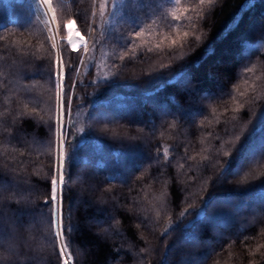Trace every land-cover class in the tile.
<instances>
[{
  "label": "trees",
  "instance_id": "trees-1",
  "mask_svg": "<svg viewBox=\"0 0 264 264\" xmlns=\"http://www.w3.org/2000/svg\"><path fill=\"white\" fill-rule=\"evenodd\" d=\"M53 3L59 52L69 65L66 90L74 85L66 150L78 159L71 162L72 190L64 204L67 210L71 200L76 224L66 241L72 264H264V248L256 253L264 244V0L202 6L181 0L197 11L179 23L165 19L169 0H120L105 26L107 37L89 27L93 20L101 23L91 16L92 0ZM137 18L151 33V44L169 31H189L193 38L171 53L138 47L121 61L132 31L125 20ZM69 20L90 45L99 41L93 52L67 44ZM0 28V36L15 33L0 49L17 40L33 46L8 47L0 58V116L15 109L21 128L20 144L0 139V163L5 157L23 161L20 170L42 203L56 159L49 124L57 116V99L49 61L25 63L28 57L16 54H57L32 0H0ZM189 77L197 85L191 98L182 91ZM158 107L181 116L159 118ZM164 148L170 149L167 158ZM139 176L144 179L137 181ZM94 196L99 203H92ZM194 239L200 243L193 245ZM50 240L46 218L42 232L29 228L26 241L19 235L0 238V264H9L20 243L34 245L45 257L42 264H62Z\"/></svg>",
  "mask_w": 264,
  "mask_h": 264
},
{
  "label": "snow or ice",
  "instance_id": "snow-or-ice-1",
  "mask_svg": "<svg viewBox=\"0 0 264 264\" xmlns=\"http://www.w3.org/2000/svg\"><path fill=\"white\" fill-rule=\"evenodd\" d=\"M38 10H42L44 17H47L43 21L45 27L49 32H55L56 29L51 26V23L57 19L56 8L54 6L53 0H36ZM93 11L91 16L93 18H99L101 23L98 25L93 22L89 25L93 33H99L101 36H108L109 21L113 13L114 7L120 3V0H92ZM172 7L170 12L165 16V19L170 18L172 23H179L183 19L187 18L191 20L190 16H186L187 13L196 12L197 8H190L188 5H182L181 0H169ZM215 0H198V6L202 5H212ZM157 10H160L163 5H156ZM111 9V10H110ZM204 17L201 16V19ZM76 23L75 20H69L67 24V29L69 32V38L67 44L71 46L73 51H82L87 54L91 47L95 46L99 41L94 40L93 44L90 45L88 40L84 35H79L75 39L72 38V26ZM125 23L129 25L132 29L126 34V47L123 54L119 56L121 61L129 58V52H136L137 48H145L149 53L169 51L170 53L175 51L178 47L183 48L186 42H189L193 36L189 31H175V33L169 31L168 34L159 33L156 36L158 40L157 43L151 44L150 38L151 33H146L145 28L142 26V22L139 19H128ZM6 27V26H4ZM3 27V28H4ZM0 28V31H3ZM87 30V29H86ZM15 33H9L8 36H0V42H7L11 36ZM51 40V49H57L55 35H51L49 38ZM121 40H125V35L120 37ZM201 37L199 35L194 36L195 41H200ZM143 41L142 44H138V41ZM19 45L21 48H32L33 46L26 41L17 40L12 42L8 47H16ZM190 47V43L188 44ZM8 47L0 49V58H2L8 51ZM16 55L24 56L26 55L28 59L25 63H31L34 60L47 59L49 61L48 65V76L53 80V86L55 89V96L57 99V116L54 122L49 124V131L52 135V144L56 150V159L51 168V180H50V192L46 195L40 202V196L35 186L32 184L28 176L24 175L20 170V165L23 161L16 163L14 158L5 157L3 158L6 162L0 163V238L15 239L18 235L27 240L28 232L30 227H35L36 231L42 232L44 219L47 220V228L51 233V240L48 241L56 249V259L62 261V264H72L71 253L68 251V243L66 242L70 236L69 234L75 231L76 224L74 223L73 216L71 213V200H69V208L65 210V195L67 192L71 191V182L73 176L71 173V162L78 159L74 152L70 153L66 150V145L69 143V130L65 123V119L71 113L72 96L70 95L72 91L71 87L65 85L66 69L69 65L66 64L63 53H59L55 58L52 54L45 58L39 57L35 52H20ZM80 63L83 64L84 60L81 58ZM76 68H72V71H76ZM251 72L252 69H247ZM247 83V81H245ZM197 85L194 84L193 80L189 77L184 80L182 85V91L186 92L191 98V93L196 90ZM80 107V106H78ZM243 105L239 108L234 109V111H240ZM185 110L180 109V113ZM35 114L36 110H32ZM157 112L159 113V118H164L169 115L167 110L158 107ZM181 116L179 113L173 115V119ZM75 126V125H73ZM81 132L84 129H80ZM102 132H108L107 128L101 129ZM8 138L10 142H15L17 144L21 143V128H20V118L16 116L15 109L8 116H0V139ZM239 139V138H238ZM83 142L82 140L80 141ZM160 146H157V153H159ZM169 148H164L161 154L164 158L168 157ZM25 152H20V156L24 157ZM225 157H229L230 153L225 152ZM228 161H225L226 168ZM144 179L143 176L136 177L139 181ZM92 203H99L98 199L94 196L92 198ZM192 207L191 205L189 206ZM101 211L106 209L101 208ZM40 213V217H37V213ZM188 212H182L180 215L184 216ZM103 231V229H100ZM98 234V233H94ZM264 235V231L261 233ZM47 240V237H45ZM193 245L200 243L198 239L192 241ZM3 244L0 243V248ZM264 248V244H260L256 248V253L260 252V249ZM19 252L13 253L9 260V264H42L45 257L36 250L34 245L27 243L19 244ZM190 264H198L196 259H193ZM250 264H258L257 261L253 260Z\"/></svg>",
  "mask_w": 264,
  "mask_h": 264
},
{
  "label": "bare ground",
  "instance_id": "bare-ground-1",
  "mask_svg": "<svg viewBox=\"0 0 264 264\" xmlns=\"http://www.w3.org/2000/svg\"><path fill=\"white\" fill-rule=\"evenodd\" d=\"M32 2H33V0H32ZM33 5H34V9H35V12H36L37 16L39 17L40 21L42 22L44 28L47 29V28L45 27L44 23H43V21H44L45 19H47V17H44V16H43V14H42V10H38V6H37V3H36V0H34ZM243 20H244V19H243ZM51 26H52L53 28H55L56 31H55L54 33H53V32H49L48 29H47V31H48V33H49L50 36H51V35H55V38H56V44H57V48H58V46H59L60 43H59V37H58V34H57V23H56V20L53 21V22L51 23ZM71 36H72L73 39H75V38L78 36L75 25L72 26V33H71ZM166 261H167V260H166Z\"/></svg>",
  "mask_w": 264,
  "mask_h": 264
},
{
  "label": "rangeland",
  "instance_id": "rangeland-1",
  "mask_svg": "<svg viewBox=\"0 0 264 264\" xmlns=\"http://www.w3.org/2000/svg\"><path fill=\"white\" fill-rule=\"evenodd\" d=\"M33 2H34V0H33ZM153 4H155V5H158V3L155 1ZM75 25V24H74ZM76 27V26H75ZM65 29H66V34H67V36H66V38H65V41L67 42V40H68V38H69V32H68V29H67V25L65 26ZM46 31H47V29H46ZM76 31H77V34H78V36L79 35H81V33L77 30V28H76ZM47 34H48V36L50 37V35H49V33H48V31H47ZM57 34H58V28H57ZM58 37H59V34H58ZM50 42H51V40H50ZM59 43H61V38L59 37ZM59 46H60V44H59ZM70 46V45H69ZM96 46V45H95ZM95 46H93V47H91L90 48V51L91 52H93V50H94V47ZM71 47V46H70ZM90 52V53H91ZM92 54V53H91ZM106 71L107 70H104V73H106ZM215 103H213V105H214ZM200 106H203V104H200ZM180 112V111H179ZM252 113H255V112H252ZM252 115H254V114H252ZM251 119H252V117H251ZM65 123L67 124V120L65 119ZM246 161H247V156H245V158L241 161V162H239V166H243L245 163H246ZM240 169V168H239Z\"/></svg>",
  "mask_w": 264,
  "mask_h": 264
},
{
  "label": "water",
  "instance_id": "water-1",
  "mask_svg": "<svg viewBox=\"0 0 264 264\" xmlns=\"http://www.w3.org/2000/svg\"><path fill=\"white\" fill-rule=\"evenodd\" d=\"M34 11H35V9H34ZM36 13V12H35ZM37 15V14H36ZM38 17V16H37ZM38 19H39V17H38ZM40 20V19H39ZM41 22V21H40ZM42 23V22H41ZM43 25V24H42ZM44 27V26H43ZM46 30V29H45ZM47 32V31H46ZM59 50H60V46H58V48L57 49H55V51H56V54L58 55L60 52H59Z\"/></svg>",
  "mask_w": 264,
  "mask_h": 264
}]
</instances>
